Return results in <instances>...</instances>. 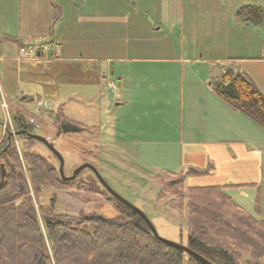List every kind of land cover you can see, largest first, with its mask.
Wrapping results in <instances>:
<instances>
[{
  "label": "rangeland",
  "instance_id": "374dc122",
  "mask_svg": "<svg viewBox=\"0 0 264 264\" xmlns=\"http://www.w3.org/2000/svg\"><path fill=\"white\" fill-rule=\"evenodd\" d=\"M154 1L149 2L152 9L157 5ZM182 1L184 20L181 23L176 22L173 26H169L156 20L152 14L149 15L152 28L146 29L147 34L143 37L146 42L145 52L138 55L133 54V57H145L144 59L149 60L156 57L166 58L168 61L162 63L158 67L159 69L167 73L172 72L174 75L183 71L185 84L191 81L193 84H199L201 89L207 88L211 78L218 75L219 71L223 72L230 68L234 74L242 73L246 68L244 64L248 65L247 63H250L251 59H264L262 25L243 23L236 16L238 10L245 6L262 8L264 0ZM20 2L23 8L27 0H20ZM13 3L15 5V2ZM33 3L36 10L40 9V16H43L41 1L37 0ZM43 4L42 1V6ZM13 30H15V26ZM157 48L159 49L157 50ZM29 51L25 50L19 55L21 60L30 62L22 63L21 68L6 63L5 66L9 71L7 72L4 70L3 64H0V149L6 148L8 134L20 132L15 127L13 121L15 117L22 114L27 120L32 118L34 121L32 124L36 123L37 126L31 128L29 134L44 138L61 155L64 161L63 173L65 177H70L74 170L82 164L94 167L116 194L145 215L160 238L187 246L186 233L184 230L180 232L179 229L180 225H182L181 228L185 226V221H180L177 217L179 209L176 199L174 202L170 201V195L161 196V199L157 196L160 190L158 178L160 167L174 169L173 154L176 153L177 147L173 149L175 146L171 148L152 141L146 142L151 139L148 136L147 140L133 142L135 146H124L126 150H120L114 146V120L125 115L126 110L130 111L131 118L135 123L136 119L142 124L155 123L158 126L161 98L165 96L163 92L166 88L165 84H158V82L165 78L153 77L154 82L149 85L143 82L137 84L139 80L135 78L130 94L131 103L128 109H123L115 106L112 102L115 94L123 99L127 95L124 91L118 90L117 85L114 84V89L111 87L106 89L104 85L110 81L104 80L101 76L95 83L83 84L87 78L79 74L76 64L68 67L59 65L55 67L49 64L45 67L41 63L34 64L32 62L36 59L33 57V52ZM115 57L122 59L119 54ZM231 62H234L233 65L230 64ZM97 63L103 68L109 65L102 61ZM129 63L116 60L111 63V67L127 69L130 66ZM142 63H138L135 68H146L147 72L154 68L153 65ZM37 66H40L39 69L42 71L36 70ZM19 71L20 73H17ZM40 73L46 75L47 78L38 75ZM53 73H56L58 77ZM112 79L115 81L114 77ZM143 79L148 80V78ZM173 79L178 81L179 87L180 77L177 76ZM48 83H53V86L50 87L53 92H47L48 94L45 95L46 101L50 105L49 109L36 111L33 103L20 102L21 96L28 97L29 100H31L30 98L35 99L36 96H42L41 89ZM109 85L112 84L109 83ZM58 101L63 104L62 112ZM145 103L147 104L145 105ZM148 104L154 106V109L147 107L145 110ZM55 111L57 115L63 113L68 120L74 123L88 124L89 126L100 125L101 134L97 136L95 132L93 134L81 133L55 138L53 121ZM262 130L264 131V128ZM96 143L100 144L99 152L92 148V145ZM8 148L20 160V172L27 182L36 219L49 249V241L40 210L49 208L52 191L43 189L38 199L34 197L22 153L29 152V154L41 157L57 171L59 163L42 143L29 141L20 135L10 138ZM160 148H169L171 156L168 158L149 156V154H155ZM75 180L91 182L98 190L101 188L92 172L87 169L81 171ZM185 185L187 184L185 183ZM225 194L235 199L236 203L243 205L252 214V198L242 200L238 192L232 191L225 192ZM77 195L79 194L74 192L69 194L56 192L57 205L54 213L58 215L68 213L76 217L90 214L102 216L111 214L107 209L103 210L102 203L98 198L86 201L83 196ZM51 263L54 264L52 259Z\"/></svg>",
  "mask_w": 264,
  "mask_h": 264
},
{
  "label": "crops",
  "instance_id": "0c3cea01",
  "mask_svg": "<svg viewBox=\"0 0 264 264\" xmlns=\"http://www.w3.org/2000/svg\"><path fill=\"white\" fill-rule=\"evenodd\" d=\"M34 1L37 0H27L22 8L20 0H0V37L8 36L17 40L16 43L0 44V64H3L4 70L8 69L6 63L19 68L22 63H30L21 60L19 55L31 46L36 59L32 62L34 64L41 63L45 67L47 64L55 67L76 64L79 74L87 78L83 84L95 83L101 76L113 84V89L114 84L117 85L118 90L127 95L123 99L115 94L112 102L123 109H128L131 103L130 94L135 78L140 81L137 84L143 82L147 85L154 82L153 77L165 78L158 82L166 87L163 92L165 96L161 98L158 126L155 123L142 124L136 119L135 123L130 111L126 110L125 115L114 120V146L126 150L124 146L147 140V136L151 139L146 142L152 141L171 148L175 146L174 169L160 167L159 172L185 174L189 168L206 171L200 176L185 175L184 185L218 187L224 193L238 192L242 200L252 198L250 214L231 197L253 218L264 221L262 128L217 98L209 83L207 88L201 89L199 84L191 81L185 84L183 71L174 75L159 69L162 63L168 61L166 58L149 60L133 57V54L145 52L146 42L143 37L147 34L146 29L152 28L149 15L152 14L156 20L169 26L181 23L184 20L182 0H155L157 5L153 9L149 3L151 0H54V7L49 0H40L43 16H40V9L34 8ZM19 44L25 46L19 47ZM118 54L122 59L115 57ZM116 60L130 62L129 68H112L111 63ZM100 61L109 65L103 68L97 63ZM249 62L248 65L244 64L246 68L242 73L264 97V59H251ZM138 63L153 65L154 68L147 72L146 68H135ZM39 68L37 66L36 70L42 71ZM38 75L47 78L41 73ZM53 75L58 77L56 73ZM177 76L180 77L179 87L178 81L173 79ZM109 83H105L104 87ZM51 86L53 83H48L41 89L42 96L36 97L46 101L47 92H53ZM58 105L63 106L60 101ZM147 107L154 109L150 104L145 110ZM85 126L96 128L97 136L101 134L100 125ZM92 148L99 152L100 144L96 143ZM168 149L160 148L149 156L168 158L171 156ZM256 201L258 206L255 205Z\"/></svg>",
  "mask_w": 264,
  "mask_h": 264
},
{
  "label": "trees",
  "instance_id": "16d2710c",
  "mask_svg": "<svg viewBox=\"0 0 264 264\" xmlns=\"http://www.w3.org/2000/svg\"><path fill=\"white\" fill-rule=\"evenodd\" d=\"M49 1L54 7V0ZM236 16L243 23L261 24L264 44V6L242 7ZM3 42L16 43L17 40L2 36L0 44ZM24 46L19 44V47ZM211 79L209 86L217 98L264 128V97L246 75L234 74L227 68ZM30 99L24 97L20 102L34 104L39 98ZM60 110L62 112V107ZM13 121L20 132L29 133L37 126L29 124L22 114ZM53 121L55 138L97 131L68 120L63 113L57 115L56 111ZM3 149H0V165L4 166L6 175L0 183V264H52L51 259L54 264H201L178 248L155 239L136 214L111 198L99 184L100 190L87 181L63 182L58 171L46 160L24 152L22 158L34 197L38 199L43 189L52 191L49 208L40 210L48 249L27 182L20 172V160L9 148L4 152ZM204 173L206 171L192 168L185 174L158 172L160 190L157 196L161 199V196L170 195V201L176 199L177 217L185 221V226L181 228L180 225L179 229L186 233V247L211 264H264V221L253 218L221 188L184 185L185 175ZM56 192H74L86 201L98 198L103 210L111 214L83 217L55 214ZM257 201L255 205L258 206Z\"/></svg>",
  "mask_w": 264,
  "mask_h": 264
},
{
  "label": "water",
  "instance_id": "95a60500",
  "mask_svg": "<svg viewBox=\"0 0 264 264\" xmlns=\"http://www.w3.org/2000/svg\"><path fill=\"white\" fill-rule=\"evenodd\" d=\"M24 136L28 139L34 140V141H38L40 143H42L57 159L58 163H59V168H58V174L60 179L63 182H72L76 179V177L80 174L81 171H83L84 169H87L89 171L92 172V174L94 175L96 181L99 183V185L103 188V190L109 194V196L111 198H113L115 201H117L119 204H121L123 207L129 209L131 212H133L134 214H136L147 226V228L149 229L150 233L152 234V236L157 239V240H161L164 241L165 243L174 246L176 248H178L179 250H181L182 252H184L186 255L196 259L197 261H199L201 264H211L208 261H206L205 259H203L202 257H200L199 255H197L196 253H194L193 251H191L189 248H187L186 246H182L180 244H175V243H171L169 241H166L162 238H160L153 225L149 222V220L145 217V215L136 207H134L133 205L129 204L127 201H125L124 199H122L118 194H116L107 184L106 182L103 180V178L98 174V172L95 170L94 167L88 165V164H82L81 166H79L76 170H74V172L72 173V175L70 177H65L64 173H63V158L61 157V155L42 137L34 135V134H29L26 132H16L14 134H8L7 136V146L6 148L3 150L6 151L8 149V147L10 146V138L13 136ZM6 175V170L4 168L3 165H0V183H2L4 177Z\"/></svg>",
  "mask_w": 264,
  "mask_h": 264
},
{
  "label": "built area",
  "instance_id": "2783aa9c",
  "mask_svg": "<svg viewBox=\"0 0 264 264\" xmlns=\"http://www.w3.org/2000/svg\"><path fill=\"white\" fill-rule=\"evenodd\" d=\"M26 50L27 51L30 50L29 52H33V48L31 46L28 47ZM23 51H25V50H22V52ZM110 87L113 89V84L112 85L107 84L105 86L106 89H110ZM34 105H35V110L36 111H42V110H46V109L50 108V105L46 101H44L42 99H38L37 101H35ZM28 122H29V124H32L34 121L32 120V118H29Z\"/></svg>",
  "mask_w": 264,
  "mask_h": 264
}]
</instances>
